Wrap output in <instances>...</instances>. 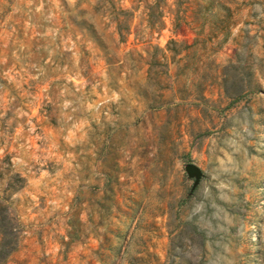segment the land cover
Returning <instances> with one entry per match:
<instances>
[{"label":"rangeland","instance_id":"obj_1","mask_svg":"<svg viewBox=\"0 0 264 264\" xmlns=\"http://www.w3.org/2000/svg\"><path fill=\"white\" fill-rule=\"evenodd\" d=\"M223 1L224 44L176 0H0L4 264H264V0Z\"/></svg>","mask_w":264,"mask_h":264},{"label":"trees","instance_id":"obj_2","mask_svg":"<svg viewBox=\"0 0 264 264\" xmlns=\"http://www.w3.org/2000/svg\"><path fill=\"white\" fill-rule=\"evenodd\" d=\"M180 6H186V10L180 12L181 14H187L190 8L192 9L191 14L194 16H200L204 18L203 21L207 19H211L212 29L215 34L209 37V39L215 40L218 43L224 44L230 34V29L233 26L231 23L232 20V12L228 3L223 0H176ZM179 5V4H178ZM203 22L202 24H204ZM202 26V25H201ZM122 25L118 23V35L122 38ZM237 92V91H236ZM237 94V93H235ZM5 200L0 197V212H4L5 208L3 206ZM4 220H0V246L3 248L5 244L3 241L5 240V236L7 235V226L4 224ZM14 249H11L8 252H0V264H4L8 257L12 254Z\"/></svg>","mask_w":264,"mask_h":264},{"label":"water","instance_id":"obj_3","mask_svg":"<svg viewBox=\"0 0 264 264\" xmlns=\"http://www.w3.org/2000/svg\"><path fill=\"white\" fill-rule=\"evenodd\" d=\"M188 170H191V167H188Z\"/></svg>","mask_w":264,"mask_h":264}]
</instances>
